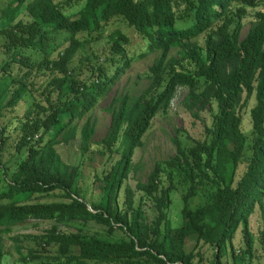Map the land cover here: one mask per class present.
Instances as JSON below:
<instances>
[{"label":"trees","instance_id":"trees-1","mask_svg":"<svg viewBox=\"0 0 264 264\" xmlns=\"http://www.w3.org/2000/svg\"><path fill=\"white\" fill-rule=\"evenodd\" d=\"M232 1L239 3L235 12L241 17L246 7H255L261 0H14L0 10V35L5 38L0 44L5 56L0 61V111L11 110L31 92L36 76L46 75L45 100L50 102L51 94L56 97L53 106L44 108L50 107L44 117L26 120L24 125L28 127L20 129L16 143L17 150L24 149L25 154L12 174L3 169L0 177L1 231L11 230L26 218L53 220L44 234L28 235L36 245L28 248L27 256L20 254L34 260L27 264H204L197 258L201 242L214 248L207 264H222L226 243L239 224L245 247L233 253V264H255L254 234L247 218L264 197V11L256 13L257 22L239 40V20L233 22L228 11ZM181 4V12L191 13L186 27L176 25L175 7ZM116 17L146 40L144 55L154 50H161L162 55L150 66L151 81L141 95L113 96L108 106L111 125L102 142L109 149L120 138L122 151L93 212L72 197L79 191L80 173L62 161L55 144L69 142L75 136L72 121L88 112L131 62L123 49L128 37L115 30L106 37L112 53L119 54L121 61L110 57L115 64L111 75L103 65L92 64L88 55L81 59L82 66L76 73L69 67L77 51L103 38L106 24ZM215 18L224 21L214 30L211 25ZM208 29L204 54L192 45L182 55L197 64V73L176 70L164 62L170 47ZM15 64L21 70L19 74L14 72ZM177 84L189 86L183 99L189 109L202 100L204 84L216 85L210 99L217 101L218 109L206 128L208 139L189 145L175 137L176 154L156 165L147 184H137L159 204L158 218L147 223L141 209L132 206L129 187L125 190V209L112 202L142 135L158 109H165ZM242 94L244 102L255 98L249 110V139L240 130L237 105ZM5 125H0V157L7 138ZM93 130L94 123L87 119L79 131L82 152L87 151ZM35 134L39 135L34 140ZM241 162L245 170L234 180ZM164 173L168 183L159 187L157 180ZM178 185L184 188L182 221L172 226L167 209L170 192ZM54 190H61L69 201L31 199ZM198 193L206 197L205 202L191 206V199ZM75 219L102 223L107 236L58 229V224L81 228ZM114 229L124 235L111 237ZM258 242L264 256V222ZM17 250L20 253L19 247ZM4 254L0 243V264Z\"/></svg>","mask_w":264,"mask_h":264},{"label":"rangeland","instance_id":"rangeland-1","mask_svg":"<svg viewBox=\"0 0 264 264\" xmlns=\"http://www.w3.org/2000/svg\"><path fill=\"white\" fill-rule=\"evenodd\" d=\"M14 0H0V10L5 8ZM30 0H24L28 2ZM63 1V0H57ZM15 2L13 3V5ZM184 5L176 6L178 11V18L176 25L179 27H186L190 23L191 13L181 12ZM239 3L232 1L228 8L229 15L233 17V22L239 20V34L238 39L242 40L248 31L257 22L256 13L264 11V0H261L259 5L255 7H246L245 13L238 17L236 15ZM23 14L20 15V17ZM223 18H215L211 25L214 30L223 23ZM119 30L128 37V43L124 45L123 49L127 57H131V62L117 78L110 84L107 91L102 94L91 109L82 117L75 118L72 124L75 125V136L69 142H58L55 148L59 153L61 159L66 164L78 169L80 175L77 180L79 191L77 194H72L73 198H77L84 203L86 208L95 212L94 205H97L103 195L104 184L106 177L113 170V166L120 158L122 151L121 141L118 138L110 147L106 149L102 139L107 134L111 125V112L108 106L113 96L128 94L132 97L141 95L150 84L149 68L162 55L161 50H154L143 54L146 51V40L139 35L132 27L120 18H113L105 26L104 37L92 43H87L84 47L77 51L73 59L69 63V67L76 73L82 66L84 56L88 55L91 63L94 65H103L107 69V75H111L115 65L110 62V57L121 61L119 54L112 53L110 49V41L106 37L108 33ZM209 29L203 31L198 36L191 39L181 40L179 44L169 48L164 56V62L174 65L176 70H189L197 73V64L189 57L183 58L186 49L192 45H196L201 54L205 51V39ZM5 38L0 35V44L4 42ZM4 54L0 48V61L4 59ZM82 59V61H81ZM14 72L19 74L21 70L17 65L14 66ZM46 75L36 76L32 82L31 92L26 93L25 96L13 107L11 110L6 109L0 111V125L5 126V134L7 135L4 147L1 152V167L0 177L3 174V169L7 173L12 174L15 170L18 161L25 154V150H17L16 143L19 139L20 129H27L26 120L32 121L34 117H44L48 112L44 108L48 105H54L56 101L55 94H51L50 102L45 100L43 92V84ZM216 85H203L202 100L198 102L191 109L183 104V99L189 91V86L186 84H177L170 101L165 106V109L159 108L158 112L151 119V124L147 131L142 135V143L135 148L128 171L124 178H122L117 185L119 187L116 191V197L112 204L117 205L120 210L127 207L125 202L126 187L130 188L129 195L132 201V206L140 208L143 213L145 222L150 223L158 218V202L152 197L148 196L146 191L138 189V183H148L150 173L155 169L158 163L168 160L176 154V142L174 138H178L187 144H193L195 140H205L209 138L206 128L213 122V113L218 109L217 101L210 99L213 97ZM255 102L254 96L249 100L243 101L240 99L237 109L241 116L240 130L247 139L251 132V117L249 114L250 108ZM89 119L94 123V130L89 139V146L86 152H82L80 148V128L83 123ZM39 134H35V140ZM60 138V137H59ZM58 138V139H59ZM27 152V151H26ZM245 170V163L241 162L234 175V180L238 179ZM176 181V178H173ZM168 183V177L164 173L160 175L157 180L159 187ZM200 188V185L198 186ZM184 192L183 186H175L170 192V204L167 209V218L172 226H177L182 221L181 207L182 194ZM61 190H54L45 196L32 197V201H69V198L62 196ZM157 197L160 196L159 190L155 191ZM30 199V201H31ZM206 197L198 193L191 199V206H197L204 203ZM250 230L254 234V263L264 264V256L262 255L259 242L258 231L262 228L264 222V197L255 204L254 211L247 218ZM53 220L51 219H37L26 218L22 222H18L11 226V230H0V243L4 249V256L2 264H27L34 260L31 258L22 257L20 254L27 256V250L30 247H35V241L28 237V235L44 234L48 228L51 227ZM74 223L81 225V228L68 224H58L60 231H81L86 235H103L107 236L105 231L107 227L96 220H81L75 219ZM0 229H3L0 227ZM113 235V236H112ZM111 237L118 238L123 236V232L119 229H114ZM20 249V253L17 250ZM191 245L188 246V248ZM244 239L242 236V224H239L232 238L227 241L225 251L221 256L222 264H233V253H239L240 249L244 248ZM200 258L204 264H207L213 258V246L201 242L197 248ZM36 261H39L38 259Z\"/></svg>","mask_w":264,"mask_h":264}]
</instances>
